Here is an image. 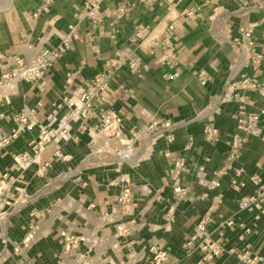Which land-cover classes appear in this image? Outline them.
<instances>
[{
  "label": "crops",
  "instance_id": "1",
  "mask_svg": "<svg viewBox=\"0 0 264 264\" xmlns=\"http://www.w3.org/2000/svg\"><path fill=\"white\" fill-rule=\"evenodd\" d=\"M41 2L0 0V76L10 55H28L38 45L56 44L58 35L73 23V6L81 0H52L49 11L33 19L32 13ZM258 2L259 7L242 15L233 0L106 1L102 5L103 27L90 45L75 42L41 79L19 81L13 90L0 89L1 137L14 127L12 115L32 110L34 121L31 129L0 146V264H57L63 231L79 237L77 251L84 253L90 264H150L151 246L168 252L167 264H203L202 252L196 249L189 253L184 244L204 215L210 218L206 228L211 239L224 247V252L208 264H238L236 254L246 245L264 257V215L255 218V212L241 211L237 205L241 195L252 193L253 185L247 181L235 192L226 175L218 187L206 190L196 177L198 168L204 166L206 178H211L212 171L223 163L229 137L235 132L231 114L236 102L223 104L211 116L205 113L210 97L220 95L225 87L233 56L229 43L220 38V30L225 21L252 25L257 47L264 53V0ZM202 3L198 18L185 15ZM121 4L128 11L117 18L112 11ZM171 22L177 57L172 70L160 63V47L150 46ZM85 24L83 21L82 26ZM138 25L148 27L149 33L143 41L133 42ZM129 55L139 62L140 70L132 73L125 65L118 67L104 92L106 108L120 117L124 130L154 120L174 124V140H156L150 155L135 167L101 161V155L88 147L90 136L77 133L78 120L69 109L55 106L61 96H76L85 89L106 60L121 62ZM201 71L205 74L200 75ZM244 71L251 73L249 68ZM168 73L171 78L164 77ZM259 78L264 82V62ZM247 109H264V99L250 93ZM207 118L219 131V141L214 144L204 140ZM260 126L264 131V116ZM41 127L47 131L43 149L29 166L17 167V155L32 151ZM77 134L75 141L72 136ZM189 136L193 146L186 152L183 146ZM111 143L113 146L118 141ZM177 156L186 162L180 179L186 195L180 199L175 198L168 177ZM240 165L244 178L257 174L264 182V143L258 137H248ZM124 182L133 190L131 218L135 225L128 235L119 236L112 206ZM46 208L48 213L35 216ZM225 219H232L234 225L222 226ZM239 223L249 232L244 234ZM33 224V236L24 243Z\"/></svg>",
  "mask_w": 264,
  "mask_h": 264
},
{
  "label": "built area",
  "instance_id": "2",
  "mask_svg": "<svg viewBox=\"0 0 264 264\" xmlns=\"http://www.w3.org/2000/svg\"><path fill=\"white\" fill-rule=\"evenodd\" d=\"M109 0H81V3L73 6V23L69 24L65 31L58 35V42L54 45H38L34 51L28 55L15 53L7 57V69L0 76V89L7 88L13 90L19 81L35 82L43 77L48 69L69 51L75 42H82L90 45L91 41L103 27L104 11L102 5ZM157 0H149L152 4ZM239 7L242 15L249 13L254 6H260L258 0H233ZM52 0H42L41 4L32 13L33 19L41 13L49 11ZM205 3L192 7L185 12L188 17L198 18L200 9ZM128 8L123 4L117 5L112 11V15L117 18L122 17ZM86 24L82 26V22ZM174 23L166 25L163 35L159 40L150 42V46H159L161 49L160 63L166 65L170 70L177 66V57L175 53V44L172 35ZM148 27L138 25L136 31L131 37V41H143L148 35ZM219 36L222 40L229 43L232 49V59L229 66L228 78L222 93L218 96L210 97L205 113L211 116L217 113L221 106L228 102H236L237 107L231 114L235 121V132L231 134L228 140V150L223 163L217 169L212 171L211 178H206L204 166H200L196 171L197 182L206 190H212L219 186L220 179L226 175L229 176V186L235 192H240L247 181L253 185L251 194L241 195L238 198L237 205L241 211L255 212V218L264 215V182L257 174L246 175L240 165L242 149L247 142L248 137H258L264 143V131L260 126L261 117L264 116V109L248 110L247 102L250 93H256L264 99V82L260 80L259 73L261 65L264 62V53L257 47L256 39L253 35L252 25L247 23H238L234 25L231 21H225L220 30ZM125 65L130 72L137 73L140 70L139 62L131 55L124 61L117 62L114 59H108L104 63V68L93 75L87 87L82 89L76 96H61L56 107L65 106L69 109L71 116L78 120L77 133H87L90 136L88 147L91 152L101 155L103 162H115L117 164L125 163L135 167L142 159L147 158L152 152V146L158 139H164L167 142L174 140V124L168 120L151 121L143 126H133L127 130L123 129L120 117L110 112L104 102V92L107 89L108 82L114 77L119 66ZM251 69L247 73L244 69ZM203 71L200 75H204ZM238 75V77H237ZM165 78H171L172 74L164 75ZM31 111L12 115L14 127L8 135L0 136V146L7 145L20 132L31 129L34 121L31 118ZM2 113H0V117ZM51 115L48 116L50 118ZM203 135L207 143L214 144L219 141V131L210 118H207ZM66 132V130H62ZM73 140H78V134L72 136ZM47 141V131L45 127L40 128L38 139L32 142L31 152H23L17 155L15 165L17 167L29 166L39 155ZM111 141H118L112 146ZM193 146V137L189 136L183 146L188 152ZM110 147V149H105ZM58 156V152H55ZM208 161L207 158H205ZM46 170V165L42 166ZM186 170V162L182 157H174L168 177L172 183L173 194L176 199L186 195L185 188L181 185L180 179ZM4 176H7L5 174ZM2 189V187H0ZM160 190L157 191V197L160 198ZM205 194L200 195L203 198ZM190 200L193 197H189ZM3 201L0 200V204ZM135 200L133 190L128 182H124L118 195L114 197L112 214L115 215L118 223L115 225L119 236H126L135 225L131 218ZM50 211L46 208L44 211L35 212V216H42ZM126 218V220L124 219ZM171 220L172 218L169 217ZM210 218L204 215L194 226V230L184 247L189 253L199 249L202 252V263L208 264L214 257L224 252V247L217 240L211 239V233L206 226ZM222 226L231 227L234 225L232 219H225ZM243 233H248L249 228L244 223H239ZM36 227L31 225V229L25 238V242L32 238V229ZM244 235L241 234L240 237ZM79 237L68 232H61L62 250L57 264H90L91 261L84 253L78 252ZM151 257L150 264H167L168 252L159 246L149 248ZM238 264H264V257L257 255L249 249L248 245L236 254ZM124 261L120 264H129ZM23 264V263H18ZM200 264V263H198Z\"/></svg>",
  "mask_w": 264,
  "mask_h": 264
}]
</instances>
